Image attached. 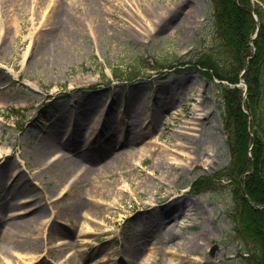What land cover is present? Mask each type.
Returning a JSON list of instances; mask_svg holds the SVG:
<instances>
[{
	"label": "rangeland",
	"instance_id": "1",
	"mask_svg": "<svg viewBox=\"0 0 264 264\" xmlns=\"http://www.w3.org/2000/svg\"><path fill=\"white\" fill-rule=\"evenodd\" d=\"M23 1L15 13L20 20V32H16L13 25L6 40L0 37V166L16 162L18 171L14 177L19 183L17 190L9 186L12 168L3 176L4 182H0V201L5 193V197L14 195L17 199L27 195L34 199V193L51 197L58 194L65 180L71 179L72 185L66 200L56 207L59 216L42 219L46 215H41L37 225L25 233L26 238L17 237L12 241L4 234L0 237V261L4 264H8L6 260H13L14 264H65L66 258L74 253L75 262L71 264H117V261L118 264H138L140 256L145 257L150 247L157 244L156 253L146 264H172L170 258L176 264L240 262L241 257H237L236 252L241 245L235 237L230 190L212 189L195 195L188 189L198 175L215 172L225 166L230 157L222 127V94L215 82L205 79L195 68H188L218 42L212 1L102 0L105 6L98 8L101 3L97 0L96 9L100 11L94 30L92 18L82 14L80 3L79 11L74 13L78 18L77 41L68 40L66 54L62 45L53 44L55 53L44 62L39 60L38 49L44 35L53 28L48 16L58 3L68 1ZM47 4L49 7L44 10ZM188 7H191L190 14L184 12ZM5 9L0 0V19L7 17L9 9ZM180 18H183L182 23ZM30 33H34L32 37ZM56 38L61 39V33L57 32ZM28 46L31 52L25 56ZM138 63H144L147 68L135 78H117L112 74L113 71L124 74ZM107 66L109 69L105 70ZM80 108L92 112L100 110L106 121L111 119L115 126L121 127L116 130L103 127L96 134L107 132L122 138L128 134L126 129L122 130L123 121L133 118L138 123L145 111L152 112L156 116L159 139L155 141L156 132L152 134L146 129L150 138L140 140L138 146L146 141L158 142L155 148L163 146L165 151L179 155L180 160L169 168L166 155L157 159L155 148L142 163H134L139 161L136 158L138 147L133 154H128L131 166L124 172L115 167L109 174L108 180L116 179L117 183L114 188H104L107 195L102 196L103 207L95 209L96 216L100 217L90 220L92 233L85 235L89 240L84 242L80 230L86 225H83L85 211L92 203L91 186L81 180L77 182L75 175H67L53 184L49 182L50 175L44 176L45 171H41L45 165L38 166V162L47 156L53 159L63 148L67 158L73 161L71 166L75 171L80 164V151L94 152V160L88 161L93 168L126 153H122L123 147L119 144L116 148L104 149L100 155L95 139L87 145L79 142L81 147L75 150L64 148L62 145L68 141L58 123L61 120V126L67 124L63 132L70 128L69 122L76 117L73 116L75 111L80 113ZM192 121L196 122L194 128ZM49 128L54 133L59 129L61 144L51 147L36 161V152ZM131 135L127 138H133ZM183 148L188 153L181 152ZM114 151L117 152L110 154ZM126 179L131 190L124 191L122 186ZM79 197L83 205L75 212L73 204ZM39 205L36 201L31 206ZM43 211L50 212L45 205ZM0 227L3 229L4 225L1 223ZM68 241L80 245L64 247ZM168 243L176 248V253L168 252ZM214 244L217 247L211 253L209 248ZM29 251L35 253L27 254ZM20 258L29 263L21 262Z\"/></svg>",
	"mask_w": 264,
	"mask_h": 264
},
{
	"label": "trees",
	"instance_id": "2",
	"mask_svg": "<svg viewBox=\"0 0 264 264\" xmlns=\"http://www.w3.org/2000/svg\"><path fill=\"white\" fill-rule=\"evenodd\" d=\"M212 1L218 42L191 66L205 78L221 81L218 88L224 102L223 127L230 160L213 174L199 175L192 190L201 193L227 180L235 235L243 244L238 251L239 264H264V0L254 5L251 0ZM257 27L259 33L252 46ZM246 64L245 99L244 87L237 83ZM139 73L140 68L132 75Z\"/></svg>",
	"mask_w": 264,
	"mask_h": 264
},
{
	"label": "bare ground",
	"instance_id": "3",
	"mask_svg": "<svg viewBox=\"0 0 264 264\" xmlns=\"http://www.w3.org/2000/svg\"><path fill=\"white\" fill-rule=\"evenodd\" d=\"M23 0H2V4H4V8H6L5 10L7 11L9 9V7L12 6L11 9L8 10V14L6 15L7 17L5 19H0V35L2 34V30L4 29V35H3V39L2 41L6 40L7 34L8 32L11 30L10 27L11 26H15L17 28L16 32H20V28H19V24H20V20L18 19V17H16L15 13H18V11H16V9H19V7L21 6V4L23 5L24 1ZM68 3L64 4V3H58V5L56 6V8H53V11L51 14H49L48 16V20L50 21V24H52L53 28L44 35V38L42 39V44L40 46V48L38 49L39 52V60L44 62L46 59H49L50 56L55 53V49L53 47V44L55 45H62V51L64 54L65 51L67 50L66 48V43L68 42V40L72 41V42H76L77 38V30H78V18L76 17V15L74 14L75 12L79 11V7H80V3L81 5H83V13L87 16H90V18H92L91 22H93V30L94 27H96V20L98 19L97 17V13L100 11V9H96V4H98L97 0H67ZM30 2V1H29ZM102 0H99V3H101ZM105 6L104 3H101L100 7ZM1 7H3V5H1ZM49 7V4L46 5V7L44 8V10L46 8ZM36 8V13H37V9H39V5ZM191 7H188L186 9V11H184L186 14H190ZM41 10V8H40ZM47 10V9H46ZM9 11H12V13L10 14ZM184 13V15H185ZM38 14V13H37ZM15 15V16H14ZM34 15H35V11H34ZM183 16V15H182ZM160 20V19H159ZM186 21V20H185ZM159 22V21H158ZM180 23L183 22V18L179 20ZM185 23V22H184ZM91 24V23H90ZM92 25V24H91ZM57 32L61 33V39L56 38ZM34 33H30V37L33 36ZM36 38L38 39L39 34L38 32L35 34ZM55 39H58L57 41ZM60 40V41H59ZM60 42V43H59ZM6 47V46H5ZM61 52V51H59ZM2 64V63H0ZM33 84V83H32ZM34 85H36L34 83ZM93 100V99H92ZM92 100L89 101L88 104H90L92 102ZM2 102H0L1 104ZM81 109V108H80ZM93 109V108H92ZM103 114H101L100 110L98 111H90L89 109L86 110H80L76 112L75 111V115L76 116L72 119L71 122H69L71 125L70 129L68 132L64 131L63 129L67 126L60 125V122L58 123V127L59 129H61L62 127V133L63 135L66 134L67 136V141L66 143H64V148H68L71 150H75L81 146H78L79 142H84L81 143V145H87V142L92 141L93 139L96 140V143L98 144L97 146L99 147V151L100 155L102 153V151L104 149L109 150L111 147L115 146V148L117 146H119V144H122L123 147V152L122 153H126L125 156H123V154H121L119 156V158L112 160L110 162H106L96 168H93L90 163L88 161H93L94 160V152H89V151H80L78 153L79 157H78V161L80 162L78 168L74 171V167H72V163L73 161L71 160V158H67V155H65L63 148H61L62 152L56 157V159H54V161H50L49 156H47L45 158V160H40V162H38V166L40 165H45L44 167H42L41 171H45L43 172V175L49 176V182H53L57 184V182L59 183L64 177H66L67 175H69L68 177H70V175H75L76 177V181L79 182V180L83 181L86 185H90L92 190L91 193H89L91 195L90 200L92 203H89L88 207H87V211H85V221L83 223V225L86 223L85 227H83L80 230V234L83 235L82 237V241H87L89 240V237H85V235H88L89 233H92V228L93 225L91 224L90 220H94L96 217H100V215L97 214L95 209H98L99 206H102V202L101 200H104V198L102 197L103 195H107L106 190H104V188L108 187V188H114L116 182V179L113 180H108V176L109 174H111L113 172V168L115 167H119L122 168V172H124L125 170L128 169L129 166H131V163L128 159V154H133L135 152V150L139 149V154L136 158H138L137 160L139 161H135L134 163H142L145 159V156L148 154V152L152 149L155 148L156 143L158 142H151V141H146L144 142L143 145H139L138 146V142H140V140H147L148 138H150L149 135H146L147 130L146 129H150V132H156L153 135V138H156L155 141H158L159 139V128H156L155 123H156V116L155 114H153L150 111H145L141 117H139V122H137V120L135 121V119L130 118L124 122V126H122V130L126 129V132L128 134H132L130 137H133L131 139L127 138V135L125 138L122 137H114L113 134L110 133H97L96 131L103 128V125H106L108 127H110L111 129H121L120 126H115L113 120L109 119L106 121V119H104L102 117ZM2 120V118L0 117V121ZM121 122V123H123ZM192 125L191 127H196V122L192 121L190 122ZM1 124H0V129H1ZM154 128V129H153ZM59 129L57 131L52 132L51 128L47 129L45 135H44V142L43 144L41 143V146L38 147V150L36 152V161L37 159L42 158L47 151L51 148V147H55L56 145H60L61 143L59 142L60 135L58 136V132ZM152 129V130H151ZM1 131V130H0ZM158 133V134H157ZM135 134H138V136H134ZM156 149V153H157V159L161 160V155H166V161L169 163V168H171L172 163L180 161L179 160V155L173 154L172 151H165L163 149V146H160V148H155ZM181 152H185L188 153L187 151H185V149H180ZM117 151H114L110 154H115ZM109 154V155H110ZM39 156V157H38ZM108 156V155H106ZM112 157V156H110ZM109 158V156H108ZM103 160V159H102ZM136 160V159H135ZM76 161V160H75ZM106 161V160H104ZM54 162H58L54 165ZM88 162V163H86ZM93 164V163H91ZM47 165V166H46ZM13 168V174L10 177L11 182L9 184V186H13L11 187L13 190H17L19 188V183L17 182V177H14L18 171V164L16 162H6L3 165L0 166V182H4L3 180V176L5 174H7L8 172H10V170L12 171ZM118 168V169H119ZM134 168V167H133ZM132 168V169H133ZM41 173V172H40ZM49 174V175H48ZM18 175V174H17ZM92 176H94L92 178ZM20 178V177H19ZM59 180V181H58ZM88 182L86 183L85 181ZM66 182L62 183L61 186L63 187L66 183H68L69 188L67 189L66 193L58 200H54L52 201V197L55 196H51L48 197L47 195L43 196H37L36 193H34L33 195L35 196L34 199L32 201H30L32 199V197L30 195H27L28 197H26L25 199H17L16 197L11 196V197H5V194L2 195L1 197L4 199H2L0 201V224L2 223L4 225V228L2 229L0 227V237L4 234L5 236H8L9 239H12V241L15 240V238L17 237H25L27 235H25V233H27L28 230L33 229V227L35 225H37L38 222V218L41 215H46V216H42L41 218L43 219L44 217H49L50 215L52 216H59V209L56 210V207H58V205L65 199V197L67 196V193L69 192V189L72 185L71 179L65 180ZM140 181L142 182L143 180L140 179ZM124 182H126V184H124L123 190L127 191V190H131V184L126 180H124ZM75 182H73V186H75L74 184ZM13 184V185H12ZM29 184V182H28ZM52 184V183H51ZM125 187V188H124ZM64 189V188H62ZM61 189V190H62ZM113 193V192H112ZM1 194V193H0ZM109 194V193H108ZM40 197V198H39ZM16 198V199H15ZM43 199H46L47 202L44 203L42 202ZM66 200V199H65ZM36 201L40 202L39 206H34L32 207L31 205L36 204ZM50 201V202H49ZM34 202V203H33ZM49 203L52 204V206H49ZM56 204V206H55ZM43 205H45L47 208H49L50 212L47 211V213H45L43 211ZM80 205H83V200L79 197L78 199L75 198V203L73 204V211H77L78 207ZM24 211H21L22 209H24ZM54 216V217H55ZM98 218H96L94 221H96ZM41 228H43L41 226ZM51 236L55 237V234L52 233ZM61 238V237H60ZM6 239V238H5ZM58 239V238H57ZM7 241V239H6ZM8 242V241H7ZM71 241H68L64 244V247L69 246V248H73L76 246V244L80 245L79 243H76L75 245L70 243ZM156 243V242H154ZM153 243V244H154ZM194 244V243H193ZM192 245V244H191ZM166 248H170V250H168V252L171 253H176L177 251L175 250L176 248L174 246H172L171 243H168L166 245ZM172 249H174L175 251H173ZM192 249V248H191ZM77 250V249H76ZM157 251V244L156 245H152L149 249V251L146 253L147 255H145V257H141L140 256V260L138 262V264H146L156 253ZM35 253L33 252H27V254H32ZM34 255V254H33ZM8 261V264H14L13 260H6ZM20 261L23 263H29L27 260H25L24 258H20ZM172 264H176L173 258H170L169 260ZM75 262V255L74 253H72L71 255H69L66 260H65V264H71ZM115 263V262H114ZM0 264H4L3 262L0 261ZM92 264H99V262H93ZM112 264V263H111ZM118 264V261H117Z\"/></svg>",
	"mask_w": 264,
	"mask_h": 264
},
{
	"label": "water",
	"instance_id": "4",
	"mask_svg": "<svg viewBox=\"0 0 264 264\" xmlns=\"http://www.w3.org/2000/svg\"><path fill=\"white\" fill-rule=\"evenodd\" d=\"M242 77H243V75H242ZM242 80H243V78H242ZM244 81V80H243ZM245 82V81H244ZM246 93H247V90H246Z\"/></svg>",
	"mask_w": 264,
	"mask_h": 264
}]
</instances>
